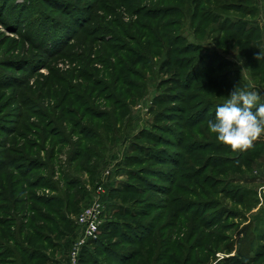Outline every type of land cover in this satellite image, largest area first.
I'll return each mask as SVG.
<instances>
[{
    "label": "rangeland",
    "instance_id": "obj_1",
    "mask_svg": "<svg viewBox=\"0 0 264 264\" xmlns=\"http://www.w3.org/2000/svg\"><path fill=\"white\" fill-rule=\"evenodd\" d=\"M192 1L0 0V264H72L98 186L75 264H264V134L207 126L264 91L263 4Z\"/></svg>",
    "mask_w": 264,
    "mask_h": 264
},
{
    "label": "clouds",
    "instance_id": "obj_2",
    "mask_svg": "<svg viewBox=\"0 0 264 264\" xmlns=\"http://www.w3.org/2000/svg\"><path fill=\"white\" fill-rule=\"evenodd\" d=\"M261 58V53L256 59ZM215 110V117L207 122L216 139L232 150L250 147L264 134V91L259 89L232 90Z\"/></svg>",
    "mask_w": 264,
    "mask_h": 264
},
{
    "label": "built area",
    "instance_id": "obj_3",
    "mask_svg": "<svg viewBox=\"0 0 264 264\" xmlns=\"http://www.w3.org/2000/svg\"><path fill=\"white\" fill-rule=\"evenodd\" d=\"M261 2L263 4V11L259 18V21L261 26L264 28V0H261ZM95 192L96 194L91 203L79 213L77 218L78 224H80L82 227V236L74 246V249L71 253L72 264H75L79 247H81V245H83L87 239L95 237L96 232L98 231V228L101 224V204L99 192H102V188L98 186Z\"/></svg>",
    "mask_w": 264,
    "mask_h": 264
},
{
    "label": "trees",
    "instance_id": "obj_4",
    "mask_svg": "<svg viewBox=\"0 0 264 264\" xmlns=\"http://www.w3.org/2000/svg\"><path fill=\"white\" fill-rule=\"evenodd\" d=\"M197 1L198 0H193L192 2H193V12H192V17L193 18H195V16H197L198 14H197V5H195L196 3H197ZM247 56H249L248 58H250V61H248L250 64H252V66H254V65H257V63H259V61L261 60V59H259V60H257L256 59V56H254V54L253 53H251V54H248ZM258 66V65H257ZM205 69H207V68H205ZM204 69V70H205ZM198 76L199 75H197V78H198ZM193 77V76H192ZM195 78V77H194ZM196 79V78H195ZM195 79H193V80H195ZM222 81L220 82V83H218L217 84V86H219V88L220 87H222V86H226V85H228L229 83H227L226 81H224L225 80V78L224 79H221ZM194 82V81H193ZM212 111V109H211V105L209 104L208 105V108H207V111H206V113H209L210 114V112ZM211 116H212V114H211ZM206 118V117H205ZM204 118H201L200 120H203ZM255 146H257L256 148L257 149H262L263 151H264V141H262V142H259V141H256L255 143H254V145L251 147V148H253V147H255ZM255 148V149H256Z\"/></svg>",
    "mask_w": 264,
    "mask_h": 264
},
{
    "label": "crops",
    "instance_id": "obj_5",
    "mask_svg": "<svg viewBox=\"0 0 264 264\" xmlns=\"http://www.w3.org/2000/svg\"><path fill=\"white\" fill-rule=\"evenodd\" d=\"M261 162H262V168L264 170V157H263ZM259 190H260V192H264V184L260 186Z\"/></svg>",
    "mask_w": 264,
    "mask_h": 264
}]
</instances>
